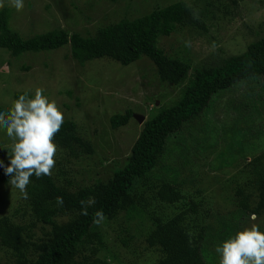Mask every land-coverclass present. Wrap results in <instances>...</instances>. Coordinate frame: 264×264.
Wrapping results in <instances>:
<instances>
[{
	"label": "trees",
	"instance_id": "obj_1",
	"mask_svg": "<svg viewBox=\"0 0 264 264\" xmlns=\"http://www.w3.org/2000/svg\"><path fill=\"white\" fill-rule=\"evenodd\" d=\"M206 12L196 9L187 0H178L156 6L137 17H122L99 27L94 34H70L66 29L54 27L24 37L11 28L12 9L4 5L0 8V49L19 57L69 45L70 55L80 65L103 57L127 65L147 56L155 63L162 82L183 84L192 63L169 56L159 44L160 37L171 36L184 28L208 31L210 27L204 19ZM183 45L186 48V44ZM27 68L25 64L22 66V70ZM194 69L182 97L143 123L130 154L125 161L115 160L110 165L112 173L107 178H98V173L93 172L89 179L95 181L75 179L72 164H81L95 155L97 147L78 129L75 120H64L54 137L57 154L52 175L39 179L31 177L27 186L28 199H23L20 194L22 202L13 215L0 216V264H109L108 259L101 256L107 252L108 243L100 224L117 221L122 212L127 221L138 222L139 229L144 230L145 247L155 252L156 260L149 259L147 264L214 262L216 255L204 243L212 232L208 231L210 213L203 210L205 199L202 194L195 192L187 196L166 177L151 175L160 165L172 136L181 133L184 124L198 116L215 93L244 79L264 76V34L250 41L244 52L224 58L221 64ZM21 94L18 93L16 98ZM0 111H5L1 105ZM133 113V109H127L113 114L112 128L128 125ZM249 144L239 141L237 148H229L233 159V155L239 154L248 157L236 174L235 182L232 181L231 199L237 206L230 212L232 223L228 226L221 218L218 221L222 222L221 226L225 224L224 227L227 225L237 231L240 230L239 223L249 225L250 214L255 213L257 220L253 222L264 232V144ZM0 160L8 164L2 157ZM227 160L225 156L218 162L224 164ZM8 179L0 167V182L8 183ZM153 180L159 183L151 186ZM57 197H62V206L57 204ZM89 197H94L96 203L88 208V215H81L80 201ZM151 199L170 211L153 209L150 212ZM98 209L105 217L100 224L94 223L93 217ZM27 216L29 222H26ZM231 232L219 235L220 239L233 236ZM121 238L126 245L129 243L126 236Z\"/></svg>",
	"mask_w": 264,
	"mask_h": 264
},
{
	"label": "rangeland",
	"instance_id": "obj_2",
	"mask_svg": "<svg viewBox=\"0 0 264 264\" xmlns=\"http://www.w3.org/2000/svg\"><path fill=\"white\" fill-rule=\"evenodd\" d=\"M175 1L178 0H24L23 9L17 11L10 0H2L12 9L11 28L24 37L54 27L66 29L70 34H94L99 27L122 17H137ZM187 1L196 9L207 11L204 19L210 27L208 31L184 28L171 36L160 37L159 41L169 56L192 63L185 83L162 82L155 63L147 56L127 65L108 57L80 65L70 55L69 45L19 57L0 49V105L7 111L18 93L29 91L34 95L37 87L44 89L43 94L57 103L64 120H75L78 129L97 147L95 155L81 164H72L75 179L95 181L89 179L93 172L98 173V178H107L112 173L110 165L115 160L125 161L130 154L143 123L182 97L194 68L221 64L224 58L244 52L250 41L264 34V0ZM24 64L28 68L22 70ZM263 85L264 76L260 75L215 93L203 111L188 120L181 133L172 136L167 152L151 175L166 177L187 196L195 192L202 194L203 210L210 213L208 231L212 232L204 243L217 258L212 264H219L215 248L224 241L219 235L232 231L228 227L232 223L230 212L237 208L231 199L232 181L235 182L248 157L239 154L233 155V159L229 148H237L239 141L249 146L250 142L264 144ZM127 109H133V115H143V121L133 117L128 125L112 128L111 116ZM10 143L6 131L0 129V157L8 163L6 148ZM225 156L228 160L224 164L218 162ZM158 183L153 180L151 186ZM21 200L18 189L0 182V216L13 215ZM157 204L151 199L148 210L165 209ZM165 210L169 212L170 208ZM124 215L122 212L117 221L107 225L101 222L108 243L107 252L101 256L109 264H147L149 259L156 260L154 250L145 247L144 230L139 229L137 221H127ZM220 218L228 226H221ZM252 223L255 222L251 220L246 226L240 222V229ZM236 232L234 229L231 234L234 236ZM124 236L129 239L127 245L121 240Z\"/></svg>",
	"mask_w": 264,
	"mask_h": 264
},
{
	"label": "clouds",
	"instance_id": "obj_3",
	"mask_svg": "<svg viewBox=\"0 0 264 264\" xmlns=\"http://www.w3.org/2000/svg\"><path fill=\"white\" fill-rule=\"evenodd\" d=\"M17 11L24 7V0H10ZM4 4L0 0V8ZM44 89L37 87L34 95L25 91L12 103L7 111H0V129L6 131L11 143L7 146L9 163L0 160V167L9 177L8 184L18 189L23 199H28L27 186L31 177L51 176L55 167L57 145L55 135L59 132L64 115L57 103L44 94ZM62 206V197L56 198ZM94 197L81 200V215H88V208L95 205ZM94 223L100 224L104 219L102 210L93 213ZM250 220L256 221L255 213ZM219 255V264H264V232L252 223L237 230L234 236L225 239L215 248Z\"/></svg>",
	"mask_w": 264,
	"mask_h": 264
},
{
	"label": "water",
	"instance_id": "obj_4",
	"mask_svg": "<svg viewBox=\"0 0 264 264\" xmlns=\"http://www.w3.org/2000/svg\"><path fill=\"white\" fill-rule=\"evenodd\" d=\"M134 117L138 119L140 122L143 121L144 116L140 114H134Z\"/></svg>",
	"mask_w": 264,
	"mask_h": 264
}]
</instances>
